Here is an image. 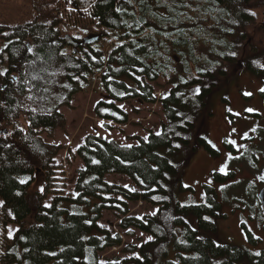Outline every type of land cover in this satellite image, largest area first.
Instances as JSON below:
<instances>
[{
	"label": "trees",
	"instance_id": "16d2710c",
	"mask_svg": "<svg viewBox=\"0 0 264 264\" xmlns=\"http://www.w3.org/2000/svg\"><path fill=\"white\" fill-rule=\"evenodd\" d=\"M32 6L29 20H0V48L8 44L0 70L9 72L0 76V128L10 132L0 135V264H79L86 254L93 264H264V251L257 256L205 234L217 232L221 204L211 196L182 203L176 196L186 187L173 159L199 145L216 152L200 122L212 115V96L235 64L264 75V21L257 25L264 0H32ZM158 80L170 87L160 97ZM92 91L110 97L92 108L113 122L109 128L143 110L132 105L130 112L122 103H158L166 116L160 134L150 130L147 140L129 134L137 142L131 148L93 133L75 150L49 141L67 127L60 108ZM62 149L68 166L77 157L82 162L73 193L66 189L67 165L58 160ZM109 174L136 187L109 181ZM137 201L155 212L130 215ZM105 209L118 213L122 229L152 239L122 246V235L99 223ZM115 246L129 254L102 261L101 253Z\"/></svg>",
	"mask_w": 264,
	"mask_h": 264
},
{
	"label": "rangeland",
	"instance_id": "374dc122",
	"mask_svg": "<svg viewBox=\"0 0 264 264\" xmlns=\"http://www.w3.org/2000/svg\"><path fill=\"white\" fill-rule=\"evenodd\" d=\"M32 7V0H0V20L10 24L29 20L33 14ZM263 21L264 17L260 14L257 25ZM255 38H258V35ZM158 81L156 94L160 97L167 93L170 87L162 86V81ZM263 88L264 75L251 73L247 65L235 64L231 68L227 85L212 96L210 104L212 115L200 122L199 131L209 144L215 145L216 152L213 154L204 145H199L192 153L191 149H187L173 157L182 172V185L186 187L178 191L176 196L182 203H205L211 196L221 204L219 214L215 217L217 232L205 234L219 242L245 247L251 254L264 251V210L257 194L264 187V180L259 179L264 175V98L261 94ZM100 99L110 97L103 91L78 93L71 106L60 108L67 118L66 129H57L54 136L48 140L75 150L86 134L99 133L104 138L114 139L123 145H131L137 142L131 141L127 135L139 134L147 137L150 130L161 132L162 122L166 121L165 113L158 103L148 104L133 100L130 103H122L123 107L130 112L132 105L142 107L141 113H131L129 120L131 122L126 125L109 128L106 122L110 125H113V122L102 121L96 117L92 109ZM247 109L253 111L249 112ZM101 122L103 127L100 126ZM253 129L255 131H252ZM245 134L248 137L246 139L243 138ZM227 139L236 140L238 145L244 147L237 152L233 145L225 142ZM161 152L165 153L166 150L162 149ZM229 152L233 157L239 155L240 158L229 160L227 155ZM67 157V151L62 149L58 160L66 163ZM226 163L227 174H224L220 168ZM81 165L82 162L77 157L72 166L66 167L68 176L66 189L70 193L74 191L76 171ZM106 179L136 187L123 175L109 174ZM208 187L211 189L208 190ZM129 206V214L139 217L156 210V207L142 201L130 202ZM120 221L118 213L105 209L99 223L114 234L122 235V246L140 245L148 240V234L133 227L122 229L119 226ZM14 229V226H10L9 233L13 234ZM122 246L111 247L102 252V261L106 262L108 258L118 255L127 256L129 253L121 252ZM79 261V264H93L89 254L80 257ZM245 264H249V261L245 260Z\"/></svg>",
	"mask_w": 264,
	"mask_h": 264
},
{
	"label": "snow or ice",
	"instance_id": "6c2138e0",
	"mask_svg": "<svg viewBox=\"0 0 264 264\" xmlns=\"http://www.w3.org/2000/svg\"><path fill=\"white\" fill-rule=\"evenodd\" d=\"M128 2L131 3V0H128ZM141 2L143 3V0H141ZM184 6H185V7H189V5H184ZM117 11L119 12V11H124V10L118 8ZM251 14H252V15H255L254 12L251 13ZM3 35L7 36L8 33H3ZM9 43H11V41H9ZM7 47H8V44H5L3 48H0V53H3L4 50H5ZM28 51L31 52L32 49L29 48ZM231 55L235 56L236 53L233 52V53H231ZM32 63H34V62H32ZM8 74H9V72H8V69H7V68L0 70V76H7ZM25 74H26V73H25ZM74 78H75V79H78V77H74ZM32 79L35 80V79H37V77H36V76H33ZM184 82L187 83V81H184ZM63 87H70V85H63ZM45 90H46V89H45ZM261 91L264 92V89H261ZM200 92H201V89H200L199 87H197V88L195 89V94L198 95ZM245 95H251V93H245ZM28 98H29V99H32L31 96H29ZM33 111H34V110H33ZM229 111H230V110H229ZM247 111L251 112V111H253V109H247ZM189 119H191V118L189 117ZM100 126H101V127L104 126V125H103V122H101ZM233 131H235V129H233ZM252 131H255V129H253ZM157 134L159 135L160 133H157ZM97 135H99V133H97ZM243 138H245V139L248 138V137H247V134H245V136H244ZM145 140H147V137H145ZM225 142H226V143H229V144H231V145H233V146L236 148L237 152H240V148H241V147H244L243 145H238V144H237V141H236V140H233V139H227ZM125 147L131 148L132 145H126ZM175 147L179 148L180 145H179V144H176ZM213 147H215V145H213ZM227 155H228L229 160H231V159H239V158H240L239 155L233 157V155H232L231 152H229ZM240 155H243V153H240ZM93 162H94V163H99V161H93ZM227 167H228V165H227V163H226L225 165H223V166L220 168V171H221L222 173H224V174H227V172H226ZM259 179H260V180H264V175L260 176ZM25 182H26V181H24V180L21 181V183H25ZM2 203H3V202L0 201V205H2ZM49 206H50V205H49ZM206 219H207V218H206ZM9 235H11V232L9 233ZM22 238H23V237H22ZM148 239L151 240L152 237H149ZM62 251H63V249H62ZM255 255L259 256V255H261V253L257 252V253H255Z\"/></svg>",
	"mask_w": 264,
	"mask_h": 264
},
{
	"label": "water",
	"instance_id": "95a60500",
	"mask_svg": "<svg viewBox=\"0 0 264 264\" xmlns=\"http://www.w3.org/2000/svg\"><path fill=\"white\" fill-rule=\"evenodd\" d=\"M9 129L8 128H0V135L8 136L9 135ZM258 197L261 201L262 208L264 210V187L259 191Z\"/></svg>",
	"mask_w": 264,
	"mask_h": 264
},
{
	"label": "crops",
	"instance_id": "0c3cea01",
	"mask_svg": "<svg viewBox=\"0 0 264 264\" xmlns=\"http://www.w3.org/2000/svg\"><path fill=\"white\" fill-rule=\"evenodd\" d=\"M131 122V121H130ZM148 135V134H147ZM143 137H144V135H143ZM146 137V136H145Z\"/></svg>",
	"mask_w": 264,
	"mask_h": 264
}]
</instances>
